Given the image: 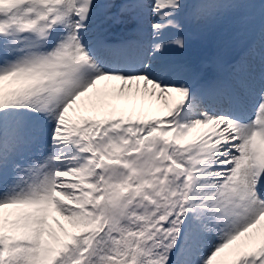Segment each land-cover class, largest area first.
<instances>
[{
    "label": "snow or ice",
    "instance_id": "snow-or-ice-1",
    "mask_svg": "<svg viewBox=\"0 0 264 264\" xmlns=\"http://www.w3.org/2000/svg\"><path fill=\"white\" fill-rule=\"evenodd\" d=\"M0 264H264V0H0Z\"/></svg>",
    "mask_w": 264,
    "mask_h": 264
}]
</instances>
